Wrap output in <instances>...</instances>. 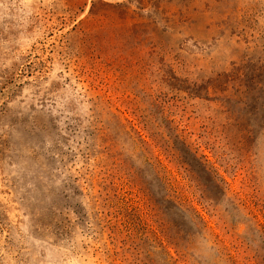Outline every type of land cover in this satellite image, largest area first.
Masks as SVG:
<instances>
[{
  "label": "rangeland",
  "instance_id": "374dc122",
  "mask_svg": "<svg viewBox=\"0 0 264 264\" xmlns=\"http://www.w3.org/2000/svg\"><path fill=\"white\" fill-rule=\"evenodd\" d=\"M0 264H264V0H0Z\"/></svg>",
  "mask_w": 264,
  "mask_h": 264
}]
</instances>
